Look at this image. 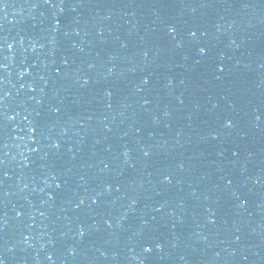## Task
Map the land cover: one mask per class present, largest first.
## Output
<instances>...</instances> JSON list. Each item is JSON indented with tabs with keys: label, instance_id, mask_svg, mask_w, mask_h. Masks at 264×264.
I'll list each match as a JSON object with an SVG mask.
<instances>
[{
	"label": "water",
	"instance_id": "obj_1",
	"mask_svg": "<svg viewBox=\"0 0 264 264\" xmlns=\"http://www.w3.org/2000/svg\"><path fill=\"white\" fill-rule=\"evenodd\" d=\"M0 264H264V0H0Z\"/></svg>",
	"mask_w": 264,
	"mask_h": 264
},
{
	"label": "snow or ice",
	"instance_id": "obj_2",
	"mask_svg": "<svg viewBox=\"0 0 264 264\" xmlns=\"http://www.w3.org/2000/svg\"><path fill=\"white\" fill-rule=\"evenodd\" d=\"M193 35H195V33H193Z\"/></svg>",
	"mask_w": 264,
	"mask_h": 264
}]
</instances>
